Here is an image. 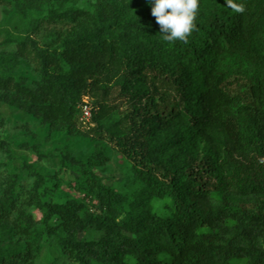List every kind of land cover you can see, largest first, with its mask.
Listing matches in <instances>:
<instances>
[{
	"label": "trees",
	"instance_id": "16d2710c",
	"mask_svg": "<svg viewBox=\"0 0 264 264\" xmlns=\"http://www.w3.org/2000/svg\"><path fill=\"white\" fill-rule=\"evenodd\" d=\"M90 1L83 7L91 25L67 28L52 48L14 41L39 71L37 97L76 106L79 115L82 96L91 97L92 121L138 94L144 80L162 93L144 96L135 114L141 128L150 132L156 118L174 125L180 140L167 134L162 143L179 142L188 158L179 165L136 148L128 109L109 129L93 125V134L119 145L134 188L88 173L79 183L84 200H55L44 198L39 173L27 191L8 176L0 185V264H264V0H199L186 41L164 39L147 0ZM67 11L51 0L42 19L55 24ZM5 59L0 87L30 95ZM145 197L155 208L144 210ZM90 228L106 237H90Z\"/></svg>",
	"mask_w": 264,
	"mask_h": 264
},
{
	"label": "rangeland",
	"instance_id": "374dc122",
	"mask_svg": "<svg viewBox=\"0 0 264 264\" xmlns=\"http://www.w3.org/2000/svg\"><path fill=\"white\" fill-rule=\"evenodd\" d=\"M61 1L69 11L61 22L55 24H47L42 19L51 0H4L0 3V58H6L4 62L13 67L20 87L31 93L24 94L20 88L6 91L0 87V185L8 176H15L16 182L27 191L39 173L48 190L44 198L82 201L85 192L79 188V183L86 184L88 173L121 191L134 188L135 184L133 178L128 176V159L115 139L108 135L99 137L90 128L97 124L103 129H109L120 121L124 110L133 111L134 115L140 112L144 96L151 94L152 89L156 99L161 96L162 90L139 80L138 94L127 95L116 101V109L105 115L94 114L90 123L80 119L76 106L67 107L68 104L58 100L40 101L36 95L39 93V71L18 55L14 41L31 39L36 47L50 49L55 44L51 42L59 40V36L67 28L77 29L91 25L94 15L90 9L84 11L85 0ZM92 2L91 0L90 3ZM86 6L91 8L90 4ZM81 99L87 100L89 104L93 102L86 95ZM135 117L137 119L135 118L130 139L136 144V148L144 145L156 158L171 160L179 165L188 158L179 142L170 145L162 143L167 134L180 140L178 137L181 132L174 125L164 123L159 118L154 119L150 130L152 135L146 141L150 132L141 128V115L137 114ZM1 142L8 143L9 149H4ZM70 155L84 162H73ZM25 163L31 164L35 172L25 167ZM142 204L146 211L148 208H155L157 203L156 200L145 197ZM88 208L89 211L94 209L91 203ZM29 210L35 220L40 218L37 208L31 207ZM88 234L93 238L106 237L105 232L94 228L88 229Z\"/></svg>",
	"mask_w": 264,
	"mask_h": 264
},
{
	"label": "clouds",
	"instance_id": "9594fccd",
	"mask_svg": "<svg viewBox=\"0 0 264 264\" xmlns=\"http://www.w3.org/2000/svg\"><path fill=\"white\" fill-rule=\"evenodd\" d=\"M147 3L165 40L186 41L195 26L199 0H147Z\"/></svg>",
	"mask_w": 264,
	"mask_h": 264
},
{
	"label": "built area",
	"instance_id": "2783aa9c",
	"mask_svg": "<svg viewBox=\"0 0 264 264\" xmlns=\"http://www.w3.org/2000/svg\"><path fill=\"white\" fill-rule=\"evenodd\" d=\"M91 115L92 113L90 104L86 100H83L80 104V119L90 123Z\"/></svg>",
	"mask_w": 264,
	"mask_h": 264
}]
</instances>
